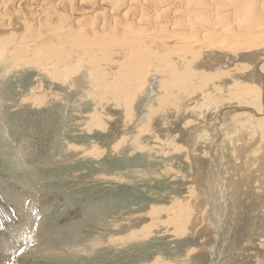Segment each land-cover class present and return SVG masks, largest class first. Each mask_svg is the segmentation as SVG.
Instances as JSON below:
<instances>
[{
  "label": "rangeland",
  "instance_id": "374dc122",
  "mask_svg": "<svg viewBox=\"0 0 264 264\" xmlns=\"http://www.w3.org/2000/svg\"><path fill=\"white\" fill-rule=\"evenodd\" d=\"M120 1L0 0V264H264V0Z\"/></svg>",
  "mask_w": 264,
  "mask_h": 264
},
{
  "label": "bare ground",
  "instance_id": "6f19581e",
  "mask_svg": "<svg viewBox=\"0 0 264 264\" xmlns=\"http://www.w3.org/2000/svg\"><path fill=\"white\" fill-rule=\"evenodd\" d=\"M123 1V0H122ZM133 1V0H132ZM42 2V1H41ZM60 2V1H59ZM114 2V1H113ZM119 2H121L120 0H119ZM124 2H126V1H124ZM141 2V1H140ZM62 3V2H61ZM137 3V2H136ZM45 4V3H44ZM99 4V3H98ZM121 4V3H120ZM128 4V3H127ZM104 5V4H103ZM131 5H132V3H131ZM52 6V5H51ZM110 6V5H109ZM112 6H114L113 4H112ZM171 7V6H170ZM54 8V7H53ZM114 9H115V6L113 7ZM168 8H169V6H168ZM167 9V8H166ZM105 10V9H104ZM99 11H101L100 9H99ZM110 11V10H109ZM96 12V11H95ZM102 12V11H101ZM107 12V11H106ZM109 13V12H108ZM107 13V14H108ZM127 13V12H126ZM162 13V12H161ZM97 14V13H96ZM100 13H98V15H99ZM130 15V14H129ZM160 15H162V14H160ZM80 16V15H79ZM45 17V16H44ZM81 17V16H80ZM88 17V16H87ZM100 17H104V16H100ZM92 18V17H91ZM159 18V17H158ZM81 19V18H80ZM88 19V18H87ZM94 19V18H93ZM93 19H91V20H93ZM105 21V23L107 22L106 20H104ZM93 22H95V21H93ZM102 23V22H101ZM108 24V23H107ZM106 25V24H105ZM99 26H101V25H99ZM106 26H108V25H106ZM112 26H113V24H112ZM116 26V25H115ZM78 28V27H77ZM96 28V27H95ZM105 28V27H104ZM79 29V28H78ZM77 29V30H78ZM94 29V28H93ZM96 30V29H95ZM79 31V30H78ZM74 32H76L77 33V35H79L78 34V32L76 31V30H74ZM17 37V36H16ZM9 42V41H8ZM13 46V45H12Z\"/></svg>",
  "mask_w": 264,
  "mask_h": 264
}]
</instances>
